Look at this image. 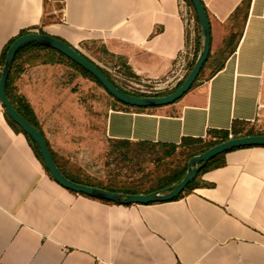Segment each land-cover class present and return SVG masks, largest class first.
Masks as SVG:
<instances>
[{"label":"crops","instance_id":"obj_1","mask_svg":"<svg viewBox=\"0 0 264 264\" xmlns=\"http://www.w3.org/2000/svg\"><path fill=\"white\" fill-rule=\"evenodd\" d=\"M242 1L201 0L210 58L223 64L167 105L126 111L105 100L101 113L91 94L99 86L70 64H19L14 93L30 107L61 170L67 173L61 162L76 155L78 140L91 141L70 133L83 123L69 102L93 128L99 126L98 140L119 144H178L209 128L229 129L232 120L257 119L264 0H250L244 20ZM23 30L55 36L93 63L84 50L94 47L141 82L180 72L176 83L201 44L186 0H0V60L4 46ZM237 33L229 52L227 42ZM223 159L177 199L116 204L59 185L26 136L7 123L0 104V264H264V145L229 150Z\"/></svg>","mask_w":264,"mask_h":264},{"label":"rangeland","instance_id":"obj_2","mask_svg":"<svg viewBox=\"0 0 264 264\" xmlns=\"http://www.w3.org/2000/svg\"><path fill=\"white\" fill-rule=\"evenodd\" d=\"M84 51L94 63L109 74L116 84L132 93L143 95L163 94L171 91L185 77H181L175 83L174 80L178 77L179 72L177 76L176 74H171L172 76H169L170 79L162 78L160 82H141L129 73L127 74L119 63L115 64L104 60L94 47L91 49L87 48ZM37 59L35 61L39 62L44 57L40 55ZM218 63V60L213 61L210 58L200 74L199 79L207 78ZM190 65L191 63H188L186 73H188ZM167 80H169L168 83L166 82ZM95 86H99V91L91 90V94L93 99L98 103L93 107L97 108L99 112H103V108L99 106H103L105 100L109 108H125L124 105L115 101L96 82ZM193 87L194 84L189 90ZM83 93L84 95L89 94L87 90L83 91ZM262 104H264V82H262L261 87L259 116L254 121L245 124L244 131L252 128L254 132H264V105ZM68 107L73 111L75 118L83 123L80 127H74L75 129H72L70 133L77 132L78 136L83 135L85 138L89 137L91 141L78 140L74 148L76 155L67 158L65 163L61 162V164L67 173L77 176L82 180L117 190L129 189L144 191L168 181L173 176V172L178 171L185 164L188 155L192 152V148L183 146L172 148L158 144L141 145L134 142L122 146L115 141L108 140L104 142L98 140L97 133H99V126L97 125L96 128H93L91 126L92 121L83 120V113L75 101L69 102ZM91 109V112L94 111L93 108ZM89 144H91L90 147L88 146ZM71 149L73 150L72 147ZM85 170L90 171V173H86Z\"/></svg>","mask_w":264,"mask_h":264},{"label":"water","instance_id":"obj_3","mask_svg":"<svg viewBox=\"0 0 264 264\" xmlns=\"http://www.w3.org/2000/svg\"><path fill=\"white\" fill-rule=\"evenodd\" d=\"M189 1L193 7L198 23L199 36L201 39L200 49L190 70L182 79L181 83L175 89L166 94L135 95L118 89L91 60L67 44L65 41L49 34L27 32L16 37L8 46L3 65L0 70V104L4 108L7 116L36 144L45 169L59 185L76 193L85 194L93 198L110 201L116 204H145L165 201L182 192L187 183L190 182L195 177L197 172L206 164V162L215 155L235 148L264 145V134L242 135L236 137L229 136L227 139L212 145L203 152L189 157L187 160L185 173L181 179L175 183L147 193L116 192L94 185L77 183L68 179L55 164L41 131L28 122L24 117H22L7 98L5 93L6 79L13 58L17 50L22 45L29 42H35L60 52L65 57L84 68L98 80L102 87L113 98L128 106L145 108L158 107L178 100L192 86L203 63L207 59L210 50V27L207 14L200 0Z\"/></svg>","mask_w":264,"mask_h":264},{"label":"trees","instance_id":"obj_4","mask_svg":"<svg viewBox=\"0 0 264 264\" xmlns=\"http://www.w3.org/2000/svg\"><path fill=\"white\" fill-rule=\"evenodd\" d=\"M186 1L192 7L190 1L189 0H186ZM200 2H201V0H200ZM249 3H250V0H243L242 3H241L242 20H244L245 17H246L247 10H248V7H249ZM201 4L203 6V3L202 2H201ZM203 8H204V10L206 12V9H205L204 6H203ZM24 33H27V31H25V30L21 31L17 36H15L11 40H9V42L4 46V48L2 50V53H1V60H0L1 66L3 65L5 53L7 51L8 46L12 43V41L16 37H18V36H20V35H22ZM39 33H42V32H39ZM238 36H239V33L234 34V35H231V37L229 38V40L227 42V44L229 42H231V43H229V44H231L230 51L229 52H231L234 49L235 43H236V41L238 39ZM40 55L42 57H44V59H40V61L43 62V63H46V62H62V61L67 62L68 64H70L71 66H73L75 69H77L78 71H80L83 75L89 77L91 80L95 81L97 84H99L102 87V85L98 82V80L93 75H91L89 72H87L81 66H79L76 63H74L73 61H71L69 58L65 57L60 52H58V51H56V50H54L52 48L46 47L44 45L35 43V42H29V43H26V44L22 45L17 50V52H16V54H15V56L13 58L11 67L9 69V73H8L7 79H6L5 93H6L7 98L9 99V101L12 103V105L14 106V108L21 114V116L24 117L28 122H30L37 129H39V127H38L35 119L32 116V111H31L30 107L28 106V104L25 102V100L21 96H19L16 93H14L15 88H14V85H13V81H14L15 73H17L18 70L20 69V67H18L19 64L21 65V63H33L35 60H38L37 58H39ZM22 56H24V59H22V61H20V59H21ZM209 59H210V53H208L207 59L203 63V65H202V67H201V69H200V71H199V73H198L195 81L193 82V84H195L196 80L199 78L200 74L202 73V71H203L204 67L206 66V64L208 63ZM193 62H194V59L191 62V65L189 67V70H190ZM222 64H223V61H219V63L213 68V70L210 72V74L207 76V78L210 77L215 71H217L218 69H220L222 67ZM99 69L105 74V76L118 89H120L122 91H125V92H128L130 94L143 95V94L132 93V92H129V91L121 88L118 84H116L114 82V80L109 76V74L104 69H102L101 67H99ZM128 73L129 72H127V74ZM181 81L178 82L173 89H175L181 83ZM166 93H168V92H166ZM166 93H163V94H166ZM156 95H161V94H156ZM114 100L117 101L115 98H114ZM117 102H119V101H117ZM20 103H22L21 106H20ZM119 103H121V102H119ZM121 104L124 105L125 108H120V109L121 110H126V111H128L130 108H134V109H137V110H142V109L145 108V107H132V106H128V105H126L124 103H121ZM5 119H6L7 123L11 126V128L14 131H20V132H22L26 136L27 141H28L30 147L32 148V150L34 151L35 155L39 159H41L36 144L33 142V140L27 134H25L7 116L6 112H5ZM245 124H248V122L247 121H243V120H232L229 129H211V128H209V129L206 130V134L203 137H187V136H183V137H181V140H180V142L178 144H170V145L158 144V145L170 146L172 148H175V147H178V146L190 147V148H192V152L188 155L185 164L178 171L173 172V176L168 181H166L164 183H161L157 187H153V188H150V189H146L144 191L129 190V189L117 190V189H114V188H111V187H106V186H102V185H96L94 183H91V182L82 180L80 178H74L70 174L65 173L64 171L61 170V168L55 162V160L53 158V155H52V152H51V150H50L49 147H48V149H49V151L51 153V156H52L55 164L59 168V170L68 179H70V180H72L74 182L83 183V184H87V185H94V186H98V187H101V188H104V189H107V190H111V191H116V192H124V193H147V192H150V191H153V190L161 189V188H163V187H165V186H167L169 184H172V183H175V182L179 181L181 179V177L183 176V174L185 173L186 164H187V160H188L189 157H191L192 155H196V154H199V153L203 152L204 150H206L207 148L211 147L212 145L217 144V143H219V142L227 139L229 136L236 137V136H242V135L264 134V132H254L252 130V128L251 129H247V130L244 131V125ZM130 143H132V142L127 141V140H124V141H121L120 142V144L122 146H126V145H128ZM136 143L141 144V145H154V144H156V143L145 142V141L136 142ZM47 146H48V144H47ZM224 153L225 152L220 153V154H217L214 157L210 158L206 162V164L197 172V174L195 175V177L198 176L200 173H202L205 170L222 166L224 164V159H223ZM195 177L190 182L187 183V185L185 186V188L183 189L182 192H180L178 195H176L172 199H177L178 197H180L182 195L183 192H185L186 190L191 189L193 187V185H194Z\"/></svg>","mask_w":264,"mask_h":264},{"label":"built area","instance_id":"obj_5","mask_svg":"<svg viewBox=\"0 0 264 264\" xmlns=\"http://www.w3.org/2000/svg\"><path fill=\"white\" fill-rule=\"evenodd\" d=\"M186 13L185 12H183V16L185 15Z\"/></svg>","mask_w":264,"mask_h":264}]
</instances>
